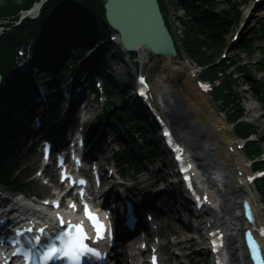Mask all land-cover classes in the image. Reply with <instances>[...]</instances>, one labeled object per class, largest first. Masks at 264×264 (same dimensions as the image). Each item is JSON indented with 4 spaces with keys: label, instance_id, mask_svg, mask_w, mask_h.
Here are the masks:
<instances>
[{
    "label": "bare ground",
    "instance_id": "6f19581e",
    "mask_svg": "<svg viewBox=\"0 0 264 264\" xmlns=\"http://www.w3.org/2000/svg\"><path fill=\"white\" fill-rule=\"evenodd\" d=\"M207 4L217 5L218 1L213 0ZM183 12L187 14L186 9ZM165 15L168 16L170 22L174 23H178L182 17V14L173 7H170L168 11H163L160 4H158L155 16L160 23L164 22L163 28L165 31L170 26L165 22ZM253 16L254 13L252 12L250 18ZM168 35L173 38L171 33L168 32ZM173 44L176 48L175 42ZM142 47H138L137 52L140 62L144 64L143 72L149 75V81L156 98L163 103V112L168 116L170 115L172 120L178 117L175 120L181 123V126L176 124V128L179 130L181 140L187 144L188 151L197 165L195 172L202 174L201 180L203 181L199 180L202 183L201 188L212 190L213 201L207 208H212L211 212L216 215L217 219L230 228L231 237L228 239V244L229 252L233 258L232 264H249L238 238L240 227L243 226L245 229L249 227V224L245 218L242 219L238 204L239 199H247L255 206L257 194L252 188L242 183L239 174L240 171H242V174L249 171L245 163V157L237 149L229 150L232 140L229 135L230 130L223 128L220 131L218 129L223 122L215 115L213 107L210 105L211 102L206 100L194 85L195 80L186 78L187 88L180 86V91L186 100L177 99L176 94H179V92L174 88V82H178L182 77V73L178 71L179 67L175 65L177 58H171L170 54L160 55L150 50L154 56L153 60L150 61V54L147 52L149 49L146 51L144 50L145 46ZM105 49L106 47L95 53H89L91 58L95 59V68L102 66L105 60ZM113 54L114 52H110V55ZM109 68L115 73L116 78L123 74L120 69L122 65L118 63L111 61ZM143 104L144 107L150 105L146 101H143ZM142 108L139 106V109ZM144 122L146 123V120ZM259 213L261 218L264 219L263 212L261 214V211H259Z\"/></svg>",
    "mask_w": 264,
    "mask_h": 264
},
{
    "label": "trees",
    "instance_id": "16d2710c",
    "mask_svg": "<svg viewBox=\"0 0 264 264\" xmlns=\"http://www.w3.org/2000/svg\"><path fill=\"white\" fill-rule=\"evenodd\" d=\"M183 7L186 9V20L185 24L187 26L186 31V43L188 46V50L190 55L197 59L201 64H209L213 62L214 58L220 53L223 45L226 44L227 36L231 32L235 23L239 20V15H236L232 11H225L222 14L215 15L209 10H205L204 5L212 2L213 0H181ZM72 4H81V13L82 17H86L85 19L92 17L95 12L103 11L102 0H53L50 1L43 9L42 15L37 22L29 21L20 28H14L13 36H4L2 38V44L0 46V70H2L6 66V61L4 58L7 57L6 53L3 52L4 48H11V45L15 39L17 38H37L40 36L39 30L42 26H44L49 20L50 16H52V9L59 6L62 9L66 7H70ZM160 5L163 11H165L164 3L160 1ZM14 7L7 9L4 12L14 13ZM4 12H0L4 13ZM30 29H33L30 32ZM33 33V35H32ZM15 34V36H14ZM31 38V39H32ZM39 39H41L39 37ZM204 44L208 45L209 51L204 52L202 47ZM238 57V56H237ZM246 70V69H245ZM218 73V70L215 68H209L205 71L206 78H215ZM56 74H52L51 77L55 78ZM224 86L229 88L234 96H227L225 98V107H228L229 112L231 113V119H236L243 115V107L239 103V97L237 93L233 89V83L226 77L224 79ZM230 106V107H229ZM241 134H248L251 131V127L246 124H242L238 126ZM3 164L8 165V160L3 158ZM6 174L3 171V165L0 164V180L6 181Z\"/></svg>",
    "mask_w": 264,
    "mask_h": 264
},
{
    "label": "water",
    "instance_id": "95a60500",
    "mask_svg": "<svg viewBox=\"0 0 264 264\" xmlns=\"http://www.w3.org/2000/svg\"><path fill=\"white\" fill-rule=\"evenodd\" d=\"M156 2L157 0H108L106 8L109 22L119 29L128 49L141 45L160 55L175 56L176 49L168 30L165 31L164 22L160 23L155 16L158 7Z\"/></svg>",
    "mask_w": 264,
    "mask_h": 264
},
{
    "label": "rangeland",
    "instance_id": "374dc122",
    "mask_svg": "<svg viewBox=\"0 0 264 264\" xmlns=\"http://www.w3.org/2000/svg\"><path fill=\"white\" fill-rule=\"evenodd\" d=\"M249 2H250V0H241V8L244 9L247 14H250L251 12L256 11V8H253V9L249 8L250 7V3ZM178 12L182 13L181 9H179ZM262 14H263V11H261V8H260V10L257 11V16H255V19L249 20V22L246 23L245 27L242 29V32H241V36L243 38L248 36V34L253 30L254 26H258L259 25L256 22H257V20L260 19V16ZM237 52H238V42L232 45L231 50L229 51V56L233 57V55L236 54ZM241 58H242L241 64H245V62H247V60H248L245 55L241 56ZM243 58H244L245 62L243 61ZM259 58H260V55L258 53L252 58L250 66L253 68V70L255 71L256 75L262 76V74H260L258 71H256L257 67H258L257 63H258ZM239 81L241 83L240 94L242 96V102H243V105H244L245 109L249 110V109H252L253 107L256 106V110L251 113V117L247 118V120H249L255 126V129H256L255 131L257 133V136L260 139L264 138V110L262 108H259L257 103L255 104L254 99H253V97H254L253 96V92L243 82L245 80H244V78L242 76L239 77ZM118 86L121 87L122 85L118 84ZM180 86H182L185 89L187 88L186 77H185V72L184 71H183V75L179 79V81L178 82H174V88L177 90V92H179V94L178 93L176 94L177 99H179L181 101H185L186 99L183 97L182 92L180 91L181 90ZM122 102H123V100L120 102V104ZM175 119H178V117L174 118V120H173L175 122V125L177 124L178 126H181V123H179ZM262 150L264 151V146L262 147ZM31 187H33V186H31ZM183 237H184L183 235L179 234V236L176 237V240H181ZM181 246H188V245L184 244V245H181ZM202 264H204V263H202Z\"/></svg>",
    "mask_w": 264,
    "mask_h": 264
},
{
    "label": "snow or ice",
    "instance_id": "6c2138e0",
    "mask_svg": "<svg viewBox=\"0 0 264 264\" xmlns=\"http://www.w3.org/2000/svg\"><path fill=\"white\" fill-rule=\"evenodd\" d=\"M72 206L75 207V205ZM85 214L96 226L97 233L99 235L103 229V225L99 223L98 217L87 208V205H85ZM61 223H64L62 218ZM72 228L75 229V233H73L72 231H68L62 237H60L62 246L57 247L55 245H52L47 247L46 251H44L43 253V259L45 261L53 259L59 254H63L65 257L71 258L73 264H79L81 257L85 255L90 254L97 257L101 255V253L97 249L89 247L84 243V240L87 239V236L84 232L83 225H73ZM29 231H31V229H29ZM40 232H44V229H40ZM35 239L37 240V242L40 241L39 236H37ZM30 259L31 257L29 256V261Z\"/></svg>",
    "mask_w": 264,
    "mask_h": 264
}]
</instances>
